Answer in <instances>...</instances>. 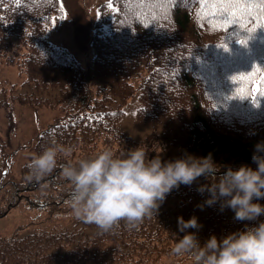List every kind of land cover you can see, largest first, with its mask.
Instances as JSON below:
<instances>
[{"label":"trees","instance_id":"obj_1","mask_svg":"<svg viewBox=\"0 0 264 264\" xmlns=\"http://www.w3.org/2000/svg\"><path fill=\"white\" fill-rule=\"evenodd\" d=\"M62 15L59 0H0V63L15 65L24 76L23 85L33 88L32 93L18 95L1 89L0 108L12 122L15 104L52 107L49 103L55 99L63 102L62 115L38 133L35 152L40 154L53 140L73 149L69 157L58 158V167L40 184L27 179L29 162L20 174L23 181L0 182V214L8 205L29 199L39 208H52L59 217L68 215L72 185L59 165L106 148L119 153L141 146L150 159L160 155L164 161L211 154L217 176L227 167H257L251 157L255 144L264 141V98L255 89L264 73L244 80L239 76L264 67V28L246 47L237 43L250 34L248 28L260 23L255 16L227 25L226 31L222 21L207 18L199 0H110L100 6L90 28L96 85L84 80L83 68L72 56L49 41V30ZM222 44L229 51L218 48ZM50 90H55L53 100L43 96ZM136 91L141 101L137 119L153 123L157 130L131 142L111 124L122 112L121 102ZM241 91L248 99H226ZM253 97L258 107L251 103ZM8 167L9 163L6 171ZM211 182L201 176L191 186L180 185L166 200L181 196L185 212L174 219L159 209L137 229L129 230L121 222L112 232L102 233L94 224L75 220L70 228L34 225L21 236L15 232L0 237V264H190L169 255L185 235L178 229V217L198 218L202 228L187 231L197 232L200 243L209 235L224 236L264 221L263 215L256 221H237L232 210L221 211L219 204L198 207L208 198L198 187ZM254 202L263 205L264 199Z\"/></svg>","mask_w":264,"mask_h":264},{"label":"clouds","instance_id":"obj_2","mask_svg":"<svg viewBox=\"0 0 264 264\" xmlns=\"http://www.w3.org/2000/svg\"><path fill=\"white\" fill-rule=\"evenodd\" d=\"M207 47V46H205ZM73 149L55 140L34 155L27 167V179L40 184L57 167L58 158L69 157ZM255 169L243 165L236 170L227 167L217 176V165L211 154L196 157L191 154L164 161L160 155L148 157L145 147L123 149L119 153L106 148L76 163L59 165L62 177L71 183L72 191L66 201L74 218L94 224L102 233H110L121 225L137 229L145 218L158 214L167 195L180 185L191 186L199 177L211 180L197 191L207 192L203 204H219L221 211L228 208L237 221H256L264 215V205L254 202L264 199V141L254 146L251 157ZM180 232L170 257L187 260L190 264H264V221L244 230L217 238L211 235L201 245L197 232L202 228L198 218H177Z\"/></svg>","mask_w":264,"mask_h":264},{"label":"rangeland","instance_id":"obj_3","mask_svg":"<svg viewBox=\"0 0 264 264\" xmlns=\"http://www.w3.org/2000/svg\"><path fill=\"white\" fill-rule=\"evenodd\" d=\"M109 1L60 0L64 14L49 30L51 44L64 48L68 54L72 55L83 68L84 80L88 83L94 81L93 83L96 85L97 80L94 76L93 68L94 50L89 43V34L92 23L99 16L101 4ZM107 10L106 15L110 17L112 8L109 7ZM23 81L24 76L15 65L0 63V90L4 88L13 95L32 93L33 88L23 85ZM54 93L55 90H50L49 93L43 96L53 100ZM49 104L52 107L15 104L12 108V122L6 116V111L0 108V134L2 136L1 141L4 144L3 161L0 160L1 183L8 182L11 179L17 182L22 180L20 174L23 166L37 154L35 152V143L38 141V133L62 115L63 102L55 99ZM139 106V94L134 95L125 102H121L120 108L122 112L117 120L111 124L114 131L125 138V140L131 142H139L156 129V126L150 122L143 123L136 118V110ZM6 158L8 162L5 161ZM8 163L10 167L6 171ZM31 196L35 198V195ZM180 198L181 196L168 197L166 203L159 209L164 210L166 215L175 219L178 215L185 212V206L181 205ZM0 200V205H2L4 200ZM67 214L64 217H59V214H56L50 207L39 208L32 205L29 199L22 200L5 214L0 215V237H7L15 232L18 236H21L34 225L55 226L57 229L70 228L72 222L77 219L74 218L71 210ZM226 234L228 235V233H225L224 236ZM213 235H216L218 239L224 237L220 234ZM210 236L203 239L201 245Z\"/></svg>","mask_w":264,"mask_h":264},{"label":"snow or ice","instance_id":"obj_4","mask_svg":"<svg viewBox=\"0 0 264 264\" xmlns=\"http://www.w3.org/2000/svg\"><path fill=\"white\" fill-rule=\"evenodd\" d=\"M140 2L143 3L144 0H140ZM199 2L202 11H207V18L210 21L212 19L222 21L226 31H228L227 25L241 24L242 22H246L247 17L255 16L256 19L260 21L255 27L247 29L250 34L246 39L237 40V43L242 46L246 47L252 35L255 34L258 29L264 28V0H199ZM218 48L229 51V46L227 44L219 45ZM257 73H264V67L258 66L254 71L248 72V75L239 76V79L244 80L251 76H255ZM230 79L235 82L236 77L232 76ZM255 91L261 98H264V74L260 75V87L255 89ZM226 99L244 100L248 99V97L241 91L234 96L226 97ZM250 101L254 106H259L255 97L251 98Z\"/></svg>","mask_w":264,"mask_h":264}]
</instances>
